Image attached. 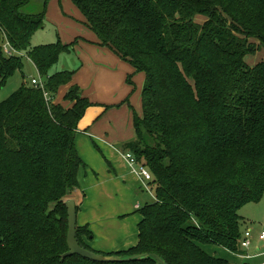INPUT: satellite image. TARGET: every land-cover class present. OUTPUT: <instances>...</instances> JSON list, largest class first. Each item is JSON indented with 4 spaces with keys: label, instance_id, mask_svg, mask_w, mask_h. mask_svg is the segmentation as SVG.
<instances>
[{
    "label": "trees",
    "instance_id": "1",
    "mask_svg": "<svg viewBox=\"0 0 264 264\" xmlns=\"http://www.w3.org/2000/svg\"><path fill=\"white\" fill-rule=\"evenodd\" d=\"M30 2L0 0V86L24 53L48 95L23 81L0 102V264H232L201 246L244 254L240 210L264 192V59L245 61L264 46V0H71L99 43L144 76L136 137L122 146L150 170L154 200L137 208L135 246L95 252L148 257L107 263L61 257L65 201L75 199L77 211L75 194L83 197L73 141L91 102L76 85L63 95L69 105L53 102L74 71L49 69L75 40L31 46L48 0L36 13L23 10ZM76 229L94 251L83 240L88 226Z\"/></svg>",
    "mask_w": 264,
    "mask_h": 264
},
{
    "label": "crops",
    "instance_id": "2",
    "mask_svg": "<svg viewBox=\"0 0 264 264\" xmlns=\"http://www.w3.org/2000/svg\"><path fill=\"white\" fill-rule=\"evenodd\" d=\"M32 1L42 2V0H31V2ZM58 1L65 4L66 7H69L68 1L71 2V0H53V4L50 7H54V3ZM72 5L74 6L73 3ZM73 8L74 9L70 10L74 12L73 15L79 20V26L74 22L72 23L76 24L80 29L79 33L75 32L73 34V40L68 43L74 42L75 40V42L80 41L82 44L89 46L94 61L96 57L100 55L106 57L108 55V58L114 61L106 51V49L110 50L119 59L118 61H120H114L115 65L108 64V66L110 65L111 67L106 68L108 76L106 81L108 83H113V77L115 73L118 72V66L123 64L121 61L123 59L110 48L99 43L96 34L93 31H88L87 26L84 24V18L79 10L75 6ZM66 11L70 12L68 9H66ZM82 20L83 22H81ZM80 23H82V26H80ZM130 66H128L129 69L123 76H127L134 72V68ZM140 74H142V76L140 75L137 77L132 74L130 79L135 78L138 83L140 82L139 78L143 80L144 77L143 73L140 72ZM96 76L97 75H94L93 78L96 79ZM123 80L117 83L125 87L124 93L117 96L118 98L114 99V101H109L113 104L109 109L105 108V104H103V102L108 103L107 101L90 99L91 95L89 93L84 95L80 92L81 95L89 99L91 105L86 108L83 116L79 120L76 134L82 133L89 138L100 140L106 146H95L99 154H96L91 146H75L77 153L84 162V165L80 166L77 172L78 190L81 192L84 190L85 193L89 191L91 195L87 196L86 193L84 199L77 200L79 201V206L77 208V225H87L92 233L89 238L83 236L86 245L93 250L105 253L127 250L135 246L138 240L137 224L141 220V215L138 219L135 218L136 228L129 222V219L133 222V218L131 217V210L133 208L131 200L134 197L133 195H135L133 182L136 183V181H141L127 165L122 155L123 151H125L122 145L136 137L135 129L132 127L133 117H131V111L120 110V107H115V104L122 101L125 96L124 94H126L128 90ZM103 82H105V80L101 81L100 85L103 84ZM70 85H76L73 76L68 84L61 86L63 89L60 92V97L55 95L53 102L63 103L66 106L69 105L68 102L64 103L62 98ZM78 87L82 90L80 85ZM138 101L139 111L137 113L140 114V94L138 96ZM123 118L125 120H123ZM101 158L104 159L105 163L102 162ZM140 184L142 185V183ZM79 218L80 223H78ZM246 229L250 228L246 227L243 231ZM259 232L260 231L254 234L251 231V246L248 250H243V252L251 254L264 252L259 248L260 245L264 246V241L258 239ZM202 249L210 255L224 258L232 264H241L242 261L245 260H242L240 256L222 247L202 245ZM223 253H229L233 261L229 260ZM248 261L253 264H259L264 262V255L248 259Z\"/></svg>",
    "mask_w": 264,
    "mask_h": 264
},
{
    "label": "rangeland",
    "instance_id": "3",
    "mask_svg": "<svg viewBox=\"0 0 264 264\" xmlns=\"http://www.w3.org/2000/svg\"><path fill=\"white\" fill-rule=\"evenodd\" d=\"M52 1L48 0L47 2L43 27L37 29L31 36V40H30L31 46L54 43L57 41L58 38H60L62 43H68L73 40L74 38L73 34L75 32L79 33V29H80L78 27L79 20H77V18L73 15L74 12L70 10V9H74L72 3L68 1L69 7H66L65 4L58 1L54 3V7L53 6L50 7L53 4ZM42 4H43V0L41 3L32 1L30 5L26 6L23 10L26 12L36 13L41 10ZM66 9H68L70 12H67ZM194 20L197 22L203 21L204 16H202L201 14H197L194 16ZM72 22L78 24V26ZM81 22H83V20ZM80 24H81L80 26H82V23ZM88 31L91 30L88 29ZM250 40L252 41L253 39ZM106 51L109 53L110 57L114 59V61L120 62L118 61L119 59L110 50L106 49ZM90 52L91 50L89 46L82 44V42L80 41L74 42V44L72 45V49H69L68 51L62 50L59 53L56 63L52 65L51 68L49 69V74H52L60 70L74 71L73 78L76 81V85L78 86L80 85L82 87L81 88L82 90L79 89L81 94L86 95L87 93H89L91 95L90 99L107 101L108 103L103 102V104H105V108L107 109L111 108V106L113 105L109 101H114V99L118 98L117 96H120L121 94L124 93L125 87H122V85L118 84L122 82L124 78L123 82L125 86H127L128 90L126 94H124L125 96L122 99V101L119 102L118 104H115V107H120V110H125L129 112L131 111L130 112L132 113L131 117H133L134 109L136 112L139 111L138 96L141 91L143 80L142 78L141 80L139 78L140 82L137 83V79L132 78L130 79L131 82H129L128 76L134 74L135 77H137L140 75L142 76V74H140V72L139 73L135 72L134 70L133 73L128 74L127 76L126 75L123 76L129 69L128 66H130V64L124 60H121L123 64L118 66V72L115 73L113 77V81H112L113 83H108L106 81L108 79L106 68L111 67L110 65L108 66V64L115 65V62L113 60H110L108 58V55L107 57L103 55L97 56L94 61ZM262 59H264V46L257 42L256 50H254L251 54L246 55L245 61L247 62L248 65H253L257 61ZM21 61H22L21 69L16 70L14 74L11 77H9L2 86H0V102L6 99L8 96H10L19 87L21 82L24 81L25 83L31 85L32 78L37 80L44 79V77L39 75L38 71L36 70V67L31 62V60L26 56V54L23 53L21 55ZM94 75H97L96 79L93 78ZM103 80H105V82H103V84L100 85V82ZM62 89L63 87L61 86L58 88L56 96L60 97V92L62 91ZM64 103L67 102L64 101ZM123 120L125 119L123 118ZM142 138L145 142L151 143V139L147 134H144ZM99 141L93 138H89L83 135L82 133H78L75 134L73 143L74 146H91L95 150L96 154H99L95 146H106L103 142L101 141L99 142ZM101 160L103 163H105L104 159L101 158ZM136 167H138V165H136ZM140 183L141 182H137V181L136 183L133 182L134 184L133 188L135 191V195H133L134 197L131 200L133 205V208L131 210L132 211L131 217L133 218V222H131L130 219L129 222L134 228H136L135 218L138 219L140 217V214L137 211L138 207H136L137 205L136 203L139 204L138 206H143L146 203H150L154 200V186L150 182H147L146 186L148 187L144 188ZM82 192H83V197L81 196V194H75L77 200L79 199L81 200V197L82 199H84L86 193L87 196H91L89 191L85 193L83 190ZM240 212L242 213V215L245 217L246 220V224L243 225L245 228L249 227L254 234H257L258 231L263 230L264 229V192L261 199L258 202L247 203L246 205L243 206ZM78 223H80V218L78 220ZM259 248L261 249V251H264L263 245H260ZM223 254L229 260L233 261L229 253L228 254L223 253ZM211 256L215 257L214 255ZM231 256L234 257L233 255ZM241 258L242 260L243 259L248 260L243 257Z\"/></svg>",
    "mask_w": 264,
    "mask_h": 264
},
{
    "label": "water",
    "instance_id": "4",
    "mask_svg": "<svg viewBox=\"0 0 264 264\" xmlns=\"http://www.w3.org/2000/svg\"><path fill=\"white\" fill-rule=\"evenodd\" d=\"M66 209H67V235H66V243L68 250L64 252L61 257L65 258L71 255H78L83 258H86L91 261L96 262H123V261H130L136 259H144L148 257L144 254H134L128 256H115V255H104L101 253H97L95 251L86 249L82 247L77 238H76V227H77V211H76V204L73 198H70L65 201ZM159 261L162 264L165 262L159 258Z\"/></svg>",
    "mask_w": 264,
    "mask_h": 264
},
{
    "label": "built area",
    "instance_id": "5",
    "mask_svg": "<svg viewBox=\"0 0 264 264\" xmlns=\"http://www.w3.org/2000/svg\"><path fill=\"white\" fill-rule=\"evenodd\" d=\"M31 83L32 85L39 86L44 91V83L41 79L37 80V79L32 78ZM44 95L48 99V95L46 91H44ZM122 155L127 165L138 176L139 180L142 183V186L144 188L148 187L146 186L147 182H151L152 180V174L150 170L146 166L138 163L135 155L131 151L125 150L123 151ZM136 165H138V167H136ZM136 207H139L138 204L136 205ZM258 239L264 241V229L260 230V232L258 233ZM240 246L241 248H243V250H248L250 248L251 246V230L250 229H246L243 232L242 238L240 240ZM236 255L241 256L246 259H252L260 255H264V252H259L255 254L244 253V254H236ZM259 264H264V262H261Z\"/></svg>",
    "mask_w": 264,
    "mask_h": 264
},
{
    "label": "bare ground",
    "instance_id": "6",
    "mask_svg": "<svg viewBox=\"0 0 264 264\" xmlns=\"http://www.w3.org/2000/svg\"><path fill=\"white\" fill-rule=\"evenodd\" d=\"M50 100V99H49Z\"/></svg>",
    "mask_w": 264,
    "mask_h": 264
}]
</instances>
